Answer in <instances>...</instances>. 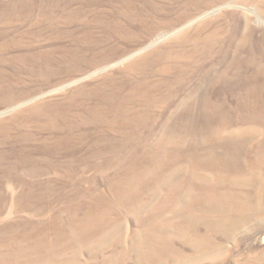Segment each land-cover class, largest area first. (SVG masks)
Returning <instances> with one entry per match:
<instances>
[{
  "label": "rangeland",
  "instance_id": "rangeland-1",
  "mask_svg": "<svg viewBox=\"0 0 264 264\" xmlns=\"http://www.w3.org/2000/svg\"><path fill=\"white\" fill-rule=\"evenodd\" d=\"M237 4L153 32L176 0H0V264H264V15Z\"/></svg>",
  "mask_w": 264,
  "mask_h": 264
},
{
  "label": "bare ground",
  "instance_id": "bare-ground-1",
  "mask_svg": "<svg viewBox=\"0 0 264 264\" xmlns=\"http://www.w3.org/2000/svg\"><path fill=\"white\" fill-rule=\"evenodd\" d=\"M176 2H177V6L174 8V10H175V13L173 14V15H171L170 16V19H167L166 21H158L157 23H158V25H156L155 27L154 26H152L151 27V30L154 32V31H156V30H158L159 28H161V27H163L164 29H166V30H169V29H171V30H174L176 27H180L183 23H186L187 22V24H185V25H183V26H186V25H188L189 23H191L192 21H190L194 16V14H195V12L196 11H202V10H205V9H210L211 7H213L214 5H217V4H222V5H230L231 3L233 4V3H235V4H237L238 2L240 3V4H242V5H248V4H253V5H255L256 7H257V9L259 10V11H261L262 12V14L264 15V0H200L199 2H196V1H194V0H184V2L182 1V0H176ZM218 6V5H217ZM231 6V5H230ZM233 6H236V7H239L240 5H233ZM222 7V6H221ZM243 7V6H242ZM247 10V9H246ZM225 11V10H224ZM243 11H245V10H243ZM248 12V11H247ZM254 13V12H253ZM125 14H127V13H125ZM206 15H207V13H205ZM131 15V14H130ZM142 16L141 17H139L140 19H139V21H141V23H144V21H145V19H146V17H145V15H143V14H141ZM152 15V14H151ZM202 15V14H201ZM221 15V14H220ZM224 16V15H223ZM223 16H221V17H223ZM152 20V19H151ZM151 20H147L146 21V25L147 24H149V23H151ZM236 21V20H235ZM149 22V23H148ZM205 24H207V23H205ZM209 25V24H208ZM215 25V24H214ZM243 27H247L246 29H248L249 27H250V25L248 24V22L245 20L244 22H243ZM205 26V25H204ZM203 26V27H204ZM187 27V26H186ZM224 27V26H223ZM230 26L229 25H227L226 27H225V29H223V30H220V29H216V30H212V33H214V35L212 36V38L214 39V36H218V35H220L221 33L222 34H228V33H230V28H229ZM182 28V27H181ZM180 28V29H181ZM180 29H177V30H180ZM177 30H175V31H177ZM252 30V29H251ZM250 30V31H251ZM191 31H194V30H190V31H187V32H185V33H188V32H191ZM160 33H162V32H160ZM250 34H251V32H250ZM157 36V35H156ZM229 37V36H228ZM227 40V39H226ZM154 42V41H153ZM208 42L209 43H207V45H208V47H210V46H212V44L213 45H216L217 43H215V41H213V40H208ZM231 43V42H230ZM252 43H254V42H251L250 44H252ZM169 44V43H168ZM256 44V43H255ZM257 44L261 47V50L259 51V52H261V53H259V52H257L256 50H255V53L257 54L258 53V57L256 56V54H255V56L257 57V60H259V61H264V38H262L261 40H257ZM218 45V44H217ZM253 45V44H252ZM257 45V46H258ZM146 46V45H145ZM217 49V48H216ZM220 49V48H219ZM224 50V49H223ZM220 51H221V49H220ZM240 52V51H239ZM218 53V52H217ZM220 54H221V52H220ZM164 55H165V52H164ZM222 55V54H221ZM224 55V54H223ZM166 57H168V59H171L172 58V56L171 57H169V56H166ZM256 57H254V58H251L250 57V54L248 53L245 57H242L241 59H240V61L238 62V65H237V70L235 69V68H231L229 65V72H228V76L230 77V76H247L246 74H245V70L246 71H248V68L250 67V65H251V63L253 62V61H255L254 59L256 58ZM141 59V58H140ZM179 59H181V57L180 56H178L177 55V60L179 61ZM214 59V58H213ZM218 59V58H217ZM212 61H214V60H212ZM258 61V62H259ZM216 62V61H215ZM219 62V61H218ZM135 63V62H134ZM209 63V62H208ZM214 63V62H213ZM263 63V66H264V62H262ZM98 64V60H96V61H94V64L93 65H97ZM92 65V66H93ZM132 65H134V64H132ZM131 65V66H132ZM198 65V64H197ZM128 67H130V66H128ZM139 67V66H138ZM179 68V69H181L182 67H183V65L182 64H180V62H178V64H172L171 65V69L173 68V69H176V68ZM202 66H200V65H198V67H197V69L196 70H199L200 68H201ZM211 66H209V65H206V66H204L203 68H202V70H207V69H209ZM213 67H215V66H213ZM217 67V66H216ZM245 67H246V69H245ZM212 68V67H211ZM211 68L208 70V74H210V72H211ZM240 69H242V70H240ZM182 70V69H181ZM212 71H213V69H212ZM228 70H226V72H227ZM223 72V71H222ZM211 75H212V73H211ZM226 75V74H225ZM260 76L261 77H264V67H262L261 68V72H260ZM216 77H217V75H216ZM219 79V78H218ZM216 82H217V78H216ZM223 82V81H222ZM222 82H221V84H222ZM225 83V82H224ZM264 90H262V89H259L258 91H256L255 92V94L254 95H260V93H264L263 92ZM253 92V91H252ZM140 92H135V94L136 95H138ZM143 94H145L144 92H143ZM209 98V97H208ZM158 100L160 101L159 103H161V102H165V100L163 99H160V98H158ZM198 100H200V99H198ZM213 105V104H212ZM249 111H251V112H253V111H255L254 109L253 110H249ZM219 114H217L216 116L218 117V118H223V114H221V112H220V110H219V112H218ZM257 114L258 115H261V116H263L264 115V112H257ZM210 116V115H209ZM255 119V118H254ZM212 120V119H211ZM210 121V120H209ZM134 168V167H133ZM85 225V224H84Z\"/></svg>",
  "mask_w": 264,
  "mask_h": 264
}]
</instances>
